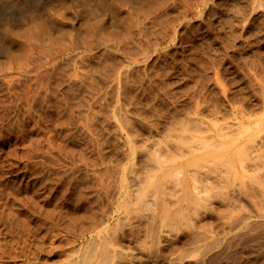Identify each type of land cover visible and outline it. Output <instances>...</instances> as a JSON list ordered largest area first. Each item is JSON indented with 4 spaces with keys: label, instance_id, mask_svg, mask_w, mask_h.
Listing matches in <instances>:
<instances>
[{
    "label": "rangeland",
    "instance_id": "obj_1",
    "mask_svg": "<svg viewBox=\"0 0 264 264\" xmlns=\"http://www.w3.org/2000/svg\"><path fill=\"white\" fill-rule=\"evenodd\" d=\"M263 147L264 0H0V264H264Z\"/></svg>",
    "mask_w": 264,
    "mask_h": 264
},
{
    "label": "bare ground",
    "instance_id": "obj_2",
    "mask_svg": "<svg viewBox=\"0 0 264 264\" xmlns=\"http://www.w3.org/2000/svg\"><path fill=\"white\" fill-rule=\"evenodd\" d=\"M182 134H183V133H182ZM184 134H185V133H184ZM181 136H182V135H181ZM181 136H180V138H181ZM182 137H183V138H181V139H184V135H183ZM191 137H192V136H191ZM194 138H195V137H194ZM186 139H187V138H186ZM191 139L193 140V138H191ZM201 139H202V138H201ZM201 139H200V140H201ZM197 140H198V139H197ZM200 140H199V141H200ZM205 140H206V139H204V141H205ZM187 141H188V140H187ZM199 141H198V142H199ZM248 141H249V140H248ZM198 142H197V144H198ZM250 142H251V141H250ZM250 142H249V143H250ZM183 144H184V143H183ZM188 144H189V143H188ZM252 144H253V143H252ZM185 145H187V144H185ZM185 145H184V146H185ZM191 145H192V144H191ZM250 145H251V144H250ZM196 146H197V145H196ZM248 146H249V145H248ZM186 147H187V146H186ZM189 147H190V145H189ZM189 147H188V148H189ZM197 147H198V146H197ZM261 147H262V145H261ZM183 148H184V147H183ZM183 148H180V149L182 150ZM188 148H187V149H188ZM227 148H228V147H227ZM249 148L251 149V146H250ZM263 148H264V147H263ZM224 149H226V148L224 147ZM243 149H244V148H243ZM250 149H249V150H250ZM188 150H189V149H188ZM197 150H198V149H197ZM221 150H222V149H221ZM251 150H252V149H251ZM183 151H184V150H183ZM218 151H219V150H217V152H218ZM222 151H223V150H222ZM244 151H245V150H244ZM253 151H254V150H253ZM207 153H208V152H207ZM207 153H206V154H207ZM209 153H210V154H213V151H212V152H209ZM221 153H222V152H221ZM241 153H242V152H241ZM248 153H250V152H248ZM251 153H252V152H251ZM219 154H220V153H219ZM242 154H243V153H242ZM246 154H247V153H246ZM263 154H264V153H263ZM247 155H248V154H247ZM207 156H208V154H207ZM218 156H219V155H218ZM226 156H227V155H226ZM237 156H238L239 159H241V161L244 159V158L242 159L241 157H239V155H237ZM249 156H250V155H248L247 157L249 158ZM256 156H257V155H256ZM195 157H196V156H195ZM211 157H212V156H211ZM227 157H228V156H227ZM227 157H226V158H227ZM250 157H252V156H250ZM253 157H255V156H253ZM248 158H247V159H248ZM187 159H188V158H187ZM251 159L253 160V158H251ZM225 160H226V159L224 158V161H223V162H228V159H227V161H225ZM244 160H245V159H244ZM208 161H210V160H208ZM215 161H216V160H215ZM215 161H214V162H215ZM246 161H247V160H246ZM246 161H245V163H246ZM254 161H255V160H254ZM242 162H243V161H242ZM211 163H212V161H211ZM240 163H241V162H240ZM247 163H248V162H247ZM261 163H262V162H261ZM227 164H228V163H227ZM242 164H244V163H242ZM242 164H241V166H242ZM212 165H213V164H212ZM228 165H229V164H228ZM228 165H227V166H228ZM256 165H257V164H256ZM199 166H200V165H199ZM205 166H207V163H206ZM247 166H248V165H247ZM251 166L254 168L253 165H250V167H251ZM258 166H259V164H258ZM181 167H182V165H181ZM194 167H195V166H194ZM200 167H201V166H200ZM234 167H235V166H234ZM185 168H186V167H185ZM185 168H184V169H185ZM192 168H193V167H192ZM201 168H202V167H201ZM204 168H205V167H203V169H204ZM230 168H231L230 166L227 167V169H228L227 172H229V170L232 169V168H231V169H230ZM242 168H244V167H242ZM255 168H256V167H255ZM180 169H181V168L179 167V170H178L177 172H179V171L181 172L182 170H180ZM182 169H183V168H182ZM176 170H177V168H176ZM185 171H186V170H185ZM198 171H199V170H198ZM206 171H207V169H206ZM206 171H204V172H206ZM225 171H226V170H225ZM225 171H224V172H225ZM253 171H254V170H253ZM258 171H259V170H258ZM175 172H176V171H175ZM180 172H179V173H180ZM183 172H184V171H183ZM200 172H201V170H200ZM200 172H199V173H200ZM254 172H255V171H254ZM208 173H209V172H208ZM225 173H226V172H225ZM233 173H234V172H233ZM176 174H177V173H176ZM184 174H186V173H184ZM184 174L182 175V177L184 176ZM194 175H196V174H194ZM194 175H193L192 177H195ZM206 175H207V173H206ZM258 175H260V174L258 173ZM258 175H257V176L255 175L256 178H258ZM179 176H180V174H179ZM189 176H190V175H189ZM200 176H201V175H200ZM224 176H225V175H224ZM177 177H178V176H177ZM177 177H176V178H177ZM192 177H191V179H192ZM196 177H197V175H196ZM196 177H195V178H196ZM198 177H199V175H198ZM202 177H203V176H201V178H202ZM227 177H228V176H227ZM180 178H181V177H180ZM195 178H194V180L197 179V178H196V179H195ZM254 178H255V177H254ZM178 179H179V178H178ZM180 180H181L180 182H182V179H180ZM192 180H193V179H192ZM199 180H200V179H199ZM225 180H226V179H225ZM227 180H228V179H227ZM183 181H184V179H183ZM197 181H198V180H197ZM197 181H195V182H197ZM257 181L261 182L260 180H257ZM186 183H187V182H186ZM257 183H258V182H257ZM200 184H201V183H200ZM261 184H262V183H261ZM180 185H181V184H180ZM182 185H183V184H182ZM204 185H205V184H203V186H204ZM200 186H202V185H200ZM260 186H261V185H260ZM260 186H258V188H259ZM182 187H183V186H182ZM185 187H186V184H185ZM193 187H194V185H193ZM193 187H192V188H193ZM197 187L200 188V187L198 186V184H197ZM188 189H189V187H188ZM194 189H195V188H194ZM196 189H197V188H196ZM196 189L194 190L195 193H197V192H196ZM200 189H201V188H200ZM259 189H261V188H259ZM197 190H198V189H197ZM245 190H246V189H245ZM184 191H185V190H184ZM184 191L181 192V193H184ZM191 191H192V190H191ZM259 191H260V190H259ZM199 192H200V190L198 191V193H199ZM207 192H208V190H207ZM244 192H245V191H244ZM246 192H247V191H246ZM188 193H189V192H188ZM249 193H250V192H249ZM189 194H191V193H189ZM199 194H200V193H199ZM201 195H203V194H200L198 198H200ZM246 195L249 196L247 193H245V196H246ZM181 196H182V195H181ZM184 196H185V194H184ZM247 196H246V197H247ZM201 197H202V196H201ZM181 198H182V197H181ZM190 198H191V197H190ZM198 198H197V199H198ZM247 198H250V197H247ZM200 199H201V198H200ZM202 199L204 200L203 197H202ZM186 201L188 202V197H187V200H186ZM189 202H190V200H189ZM191 202L194 203L193 201H191ZM199 202H200V201H199ZM186 204H187V203H186ZM197 204H198V203H197ZM200 204H201V203H200ZM189 205H190V204H189ZM189 205H188V206H189ZM184 206H186V205H184ZM191 206H193V205L191 204ZM198 207H199V206H198ZM185 208H186V207H185ZM186 209H187V208H186ZM189 209L191 210V207H190ZM192 209H193V208H192ZM196 209H197V208H196ZM196 209L194 208V210H196ZM187 213H188V212H187ZM190 216H192V215L190 214ZM188 217H189V215H188ZM102 244H103V243H102ZM100 246H102V245H100ZM106 250H107V249H106ZM100 251H102V250H100ZM103 252H104V251H103ZM105 252H106V251H105ZM86 259H87V258H86ZM86 259H85V260H86ZM84 262H85V261H84ZM80 263H82V262L80 261ZM85 263H86V262H85Z\"/></svg>",
    "mask_w": 264,
    "mask_h": 264
}]
</instances>
